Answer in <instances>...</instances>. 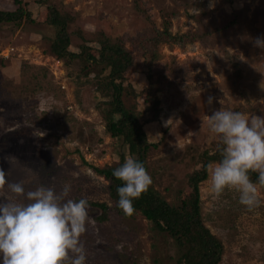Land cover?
I'll use <instances>...</instances> for the list:
<instances>
[{"label": "rangeland", "instance_id": "374dc122", "mask_svg": "<svg viewBox=\"0 0 264 264\" xmlns=\"http://www.w3.org/2000/svg\"><path fill=\"white\" fill-rule=\"evenodd\" d=\"M20 2L28 17L0 23V169L6 182L22 183L25 193L41 185L59 192L67 183L70 198L88 200L95 222L81 236L86 264H175L182 253L176 238L138 209L125 216L109 181L93 170L138 156L122 135L107 131L111 90L99 88L109 70L94 60L100 39L118 40L132 55L121 98L152 144L144 156L151 186L178 206L190 200L206 154L220 144L209 131V115L220 108L249 118L264 114V46L256 44L264 39V0ZM17 8L14 0H0V11ZM51 9L66 18L68 49L77 53L71 60L51 51ZM206 173L197 204L201 224L221 246L217 264H264V190L257 185L261 204L249 211L235 189L214 195L208 167ZM0 194L27 202L6 185Z\"/></svg>", "mask_w": 264, "mask_h": 264}, {"label": "clouds", "instance_id": "9594fccd", "mask_svg": "<svg viewBox=\"0 0 264 264\" xmlns=\"http://www.w3.org/2000/svg\"><path fill=\"white\" fill-rule=\"evenodd\" d=\"M264 46V39H257ZM208 103H212L209 97ZM169 118L165 127L171 125ZM211 134L219 137L220 159L210 163V191L219 196L226 188L235 189L239 203L251 211L260 206L257 184L264 186V114L249 118L246 114L220 108L208 118ZM250 172L258 180L250 179ZM123 183L117 186L116 206L125 216L135 212L133 200L152 183L143 162L127 157L113 170ZM7 189L25 202L10 200L0 194V264H86V248L81 236L94 224L88 214L86 198H70L71 185L59 192L38 186L25 193L20 182L7 183L0 169V189Z\"/></svg>", "mask_w": 264, "mask_h": 264}, {"label": "trees", "instance_id": "16d2710c", "mask_svg": "<svg viewBox=\"0 0 264 264\" xmlns=\"http://www.w3.org/2000/svg\"><path fill=\"white\" fill-rule=\"evenodd\" d=\"M14 2L18 8L15 11H0V23H16L24 16L28 17V13L20 7V0H14ZM50 15L47 19L48 23L56 30L55 39L50 47L51 51L58 59L67 58L71 60L77 56V53L69 51L68 49L70 37L66 31V18L62 17L60 19L54 9H51ZM167 38L181 39L182 37H171L169 35ZM94 60L97 63H102L103 69L106 68L109 70L105 75L104 85L99 88L104 93L107 90H111L110 102L112 110L106 116L108 123L106 125L107 131L111 136L118 137L122 135L124 141L129 145V151L131 153H137L138 156L136 159L143 162L147 169L144 156L152 144L146 141L147 139L145 138L142 125L138 121V117L125 108L121 98L125 73L133 65L132 55L118 40L113 41L102 38L100 39L99 56ZM221 146L220 141V144L216 146L217 149L214 154H206L200 175L193 182V193L188 202L182 201L181 205L173 206L151 185L139 198L133 200L135 209L140 210L145 218L153 222L159 230H166L170 235H173L177 240L178 246L182 247V253H178L175 264H217L218 262L221 246L201 224L197 197L198 182L206 177V168L210 161H219L221 158L219 154V148ZM121 164L122 162L119 161L109 166L93 167L97 175L109 181V193L116 199V202L118 200L117 186L123 182L116 179L112 173ZM249 175L253 182L258 180V174L256 172H250ZM259 186L264 190V186ZM95 205L100 206L104 210L106 209L104 203H95ZM187 205L191 207L189 211L185 210Z\"/></svg>", "mask_w": 264, "mask_h": 264}, {"label": "built area", "instance_id": "2783aa9c", "mask_svg": "<svg viewBox=\"0 0 264 264\" xmlns=\"http://www.w3.org/2000/svg\"><path fill=\"white\" fill-rule=\"evenodd\" d=\"M8 55H5V56H3V57H7Z\"/></svg>", "mask_w": 264, "mask_h": 264}]
</instances>
